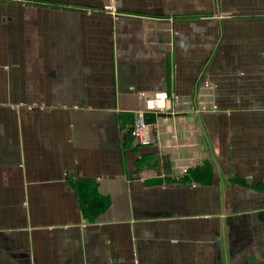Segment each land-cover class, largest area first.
<instances>
[{
  "label": "crops",
  "instance_id": "1",
  "mask_svg": "<svg viewBox=\"0 0 264 264\" xmlns=\"http://www.w3.org/2000/svg\"><path fill=\"white\" fill-rule=\"evenodd\" d=\"M0 264H264V0H0Z\"/></svg>",
  "mask_w": 264,
  "mask_h": 264
},
{
  "label": "trees",
  "instance_id": "2",
  "mask_svg": "<svg viewBox=\"0 0 264 264\" xmlns=\"http://www.w3.org/2000/svg\"><path fill=\"white\" fill-rule=\"evenodd\" d=\"M212 167L210 163L196 165L188 168L181 177L176 179L178 182L194 181L199 185H205L210 182L213 175ZM72 183L77 194L80 211L84 216L87 215L86 217H88L91 215L93 217L92 220H94L98 214L108 207L109 198L98 193L97 186L94 182L75 180Z\"/></svg>",
  "mask_w": 264,
  "mask_h": 264
},
{
  "label": "built area",
  "instance_id": "3",
  "mask_svg": "<svg viewBox=\"0 0 264 264\" xmlns=\"http://www.w3.org/2000/svg\"><path fill=\"white\" fill-rule=\"evenodd\" d=\"M21 1V0H15ZM168 99V96L165 93L155 94L148 101L147 106L150 110H162L164 109V102ZM170 99L172 102H179L177 96L171 95ZM207 105L205 103H200L199 110H206ZM198 110V111H199ZM131 134L133 139L141 146L149 145L152 142L151 137V125L147 123L144 114H138L136 124L133 127Z\"/></svg>",
  "mask_w": 264,
  "mask_h": 264
}]
</instances>
